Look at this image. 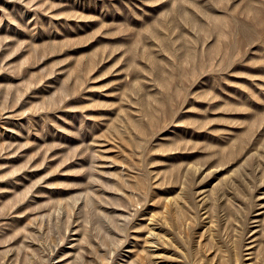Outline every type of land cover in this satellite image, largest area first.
I'll return each instance as SVG.
<instances>
[{"label":"rangeland","instance_id":"obj_1","mask_svg":"<svg viewBox=\"0 0 264 264\" xmlns=\"http://www.w3.org/2000/svg\"><path fill=\"white\" fill-rule=\"evenodd\" d=\"M229 256L264 264V0H0V264Z\"/></svg>","mask_w":264,"mask_h":264},{"label":"bare ground","instance_id":"obj_2","mask_svg":"<svg viewBox=\"0 0 264 264\" xmlns=\"http://www.w3.org/2000/svg\"><path fill=\"white\" fill-rule=\"evenodd\" d=\"M196 191H194L195 193ZM206 192V191H205ZM204 192V193H205ZM191 192L190 190L187 188L186 190L182 191L181 190V193L179 192L178 194L176 195H173L171 197H167L166 198V201H164V206H163V209H162V214H163V217L168 220L169 217H171L172 219H175V221L178 219V218H183V217H186L187 219V214H186V210H183V207H182V204L180 203V200L186 198V197H191ZM199 194H203V191L199 192ZM206 196V194H203L198 200H199V205L200 208H203L204 210V214H205V217L204 218H207L209 216V213L211 211L212 208L209 207L208 205V199L207 198H204ZM223 196V195H222ZM221 196V197H222ZM203 199V200H202ZM181 205V206H180ZM256 218V217H254ZM258 218V217H257ZM174 221V222H175ZM149 223V235H150V241L153 242L156 246H158V249H163V247L165 246H170V245H166L169 238L167 236V232L161 227L162 225V219L160 217V214L159 215H155V217L153 219L150 218V221L148 222ZM171 228V227H170ZM188 241V240H187ZM187 241H185V244L187 243ZM239 239L237 241V244L239 243ZM184 242V241H182ZM181 242V243H182ZM250 244V242L248 243ZM248 244H246L248 246ZM184 245V243H183ZM243 245V244H242ZM252 245V244H251ZM255 245V244H254ZM260 246V245H259ZM186 247V252L188 255L191 254V250L192 248L188 245V246H185ZM157 248V247H156ZM252 249V248H251ZM248 251V250H247ZM252 253V252H249V254ZM253 254V253H252ZM263 255V254H262ZM235 257V256H234ZM254 257V255L252 256ZM236 258V257H235ZM249 258V257H247ZM250 259V258H249ZM231 260V257L229 256L225 263L228 264ZM234 260V258H233ZM252 260V258H251ZM236 260H234L235 262ZM140 262V261H139ZM233 264V263H232Z\"/></svg>","mask_w":264,"mask_h":264}]
</instances>
